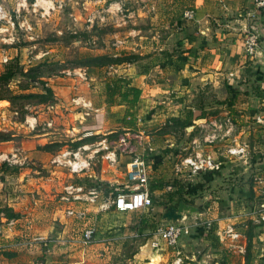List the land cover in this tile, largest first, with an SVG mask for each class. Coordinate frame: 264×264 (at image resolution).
<instances>
[{
    "label": "crops",
    "instance_id": "0c3cea01",
    "mask_svg": "<svg viewBox=\"0 0 264 264\" xmlns=\"http://www.w3.org/2000/svg\"><path fill=\"white\" fill-rule=\"evenodd\" d=\"M133 5L136 9L131 10L130 14L128 12V16L133 15L137 24H140L142 18H139L141 16L136 14V10H139V14L143 11L147 30L150 31L148 34H140V27H132L130 31L133 35L130 43L136 45L131 49L135 50L137 45L145 49L142 54L144 64L138 62V59L115 63L109 67L111 70L106 72L108 76L101 77L102 79L86 67L78 68L74 73H70L75 76L63 77L60 82L49 85L53 100L48 104L52 107L46 105L44 109H39L30 116L26 115L19 121L12 119L17 112L12 111L8 101L0 99V103H6L0 105V132L9 133L3 134L0 139V153L9 154L16 151L19 159L17 164L0 163V168L7 169L4 180L0 179V202L6 203L17 216L9 220L2 217L7 221L5 227H0L2 243L7 241L10 235H16L19 239L35 235L34 238L39 240L35 245L38 248L45 246L50 250L55 247L56 242L45 236L54 228L51 226V220L58 219L61 223L66 220L74 221L65 215V210L72 204H81L62 200L65 195L63 188L70 175L65 172L64 167L52 162V159L64 150L68 142L83 140L82 144L89 145L95 137L114 138L118 130L124 131V134L119 135L124 137L134 130V123L131 125L123 121L125 112L121 111L126 107L125 103L119 102L117 96L113 97V102H109L106 94V84L115 77H122L123 74L130 82L126 83L140 90L138 110L143 106L152 109L149 110L150 116L149 112L144 114L148 122L153 121L151 117L155 115L160 123L168 122L171 118L182 117L186 109L192 110L194 118L201 113L206 115L203 120L184 128L187 129L227 112L234 125L233 133L227 142L231 146L235 144L247 147L244 160L224 152L218 157L221 161L220 171L200 173L188 181L178 179L174 167L171 168V173L174 171L176 180L170 179V171L161 168L157 159L155 169H158L159 173L155 180L150 177L147 184L151 198L161 195L167 186L171 190L177 181L182 189L177 193L162 195L164 203L170 195L176 203L184 201L192 204L195 200H203L207 194L205 192L209 189L212 191V187L222 184L223 177H226L230 169L233 173L241 172L254 180L252 184L251 180L245 185L243 180L232 183L231 188L237 186L236 193L238 191L237 197L240 198H234L235 189L234 192L233 189L230 191L228 199L223 202L229 206L225 208L229 214L219 216L214 213L213 229L207 232L208 234L200 230L195 232V227L192 226L190 234L186 236L189 241L185 242L181 237L175 247L163 245L159 249H153L146 241L138 247L139 252H145L146 255L143 254L142 257L146 258H135L132 262L128 261V264H161L166 261L174 264L178 253L183 259L182 264H198L200 260L195 259V252L204 250V247L206 252L208 251L207 264H212L213 259L220 257V252L224 255L225 251L229 252L218 237L220 227L227 221L232 222L238 229L242 228L244 233L252 230L256 237L261 239L264 236L262 227L256 224L257 213L249 210L234 211L237 208L234 206L237 200H264V143L252 125L253 115L259 111L264 112V8L257 9L253 0H135ZM114 6L115 3L110 4L111 8ZM188 9L195 12L194 18L190 20L183 16ZM161 30L163 32H159ZM248 34L257 36L256 50L251 56L245 53L243 45L244 37ZM5 52V49L2 50V54ZM82 72L85 76H78ZM233 77L239 80L236 86ZM221 79H226L222 84L225 96L219 99V102L223 104V101L227 100L228 107L221 106L213 111L201 105L195 107L193 91L197 88H217ZM48 80L51 81L50 78ZM76 95L89 100L91 108L84 109L73 105L71 98ZM210 102L212 106V101ZM156 108L157 111H154ZM144 116L140 112L135 113L136 119L133 121H136L137 126L142 124ZM34 118L36 123L32 127L30 123ZM125 119L129 121L130 116ZM5 122L16 125V128L8 126ZM48 122H51V125L48 126ZM2 123L5 124L3 128ZM139 133L137 136L145 138L148 149L152 151L149 153L150 161L155 156L153 151L158 136L141 134L140 130ZM69 134L75 136L70 139ZM164 136L169 137V134ZM99 149H95L93 153H97ZM129 162H126V165ZM80 177L86 185L100 181L106 183L108 188H113L112 190H120L127 182L118 167L117 159L107 166L102 160L99 169H88ZM98 188L105 195L111 191ZM163 207L166 210L171 208L167 205ZM165 209L160 213L163 214ZM89 210V223L94 225L96 217L102 212L97 211L94 206ZM81 230L71 229L70 234L73 236L68 238L70 244L79 246ZM5 231L8 232L7 235L3 234ZM249 240L250 238H247L246 243ZM2 246L3 244H0V247ZM197 246L202 248L197 249ZM221 262L226 261L222 259ZM0 264L8 263L0 260Z\"/></svg>",
    "mask_w": 264,
    "mask_h": 264
},
{
    "label": "rangeland",
    "instance_id": "374dc122",
    "mask_svg": "<svg viewBox=\"0 0 264 264\" xmlns=\"http://www.w3.org/2000/svg\"><path fill=\"white\" fill-rule=\"evenodd\" d=\"M20 1L22 5L18 10L15 4ZM114 3L116 6L111 8L110 4ZM134 3L135 0H0V5L7 12V17L11 16L17 26L15 29H11L5 19H0V28L3 27L0 30V74H3L9 65L14 66L16 64L13 68L16 71L15 75L8 79L7 83H0V99L7 100L12 111L17 112L12 119L19 121L26 115L30 116L37 113L39 109H44L46 105L49 107L48 103L53 100V94L51 99L47 100V103L40 102L43 99L41 95L35 97H25V95L29 93L40 94L43 92L42 88H50L51 83L60 82L63 77H73L74 74H66L67 71L86 67L88 71L95 72L101 78L108 76L106 72L111 70L109 67L114 65L115 59H129L130 61L138 59V62L144 64L145 59L142 54L145 49L141 45H137L135 50L131 49L136 45L130 43V39L133 37L130 31L132 27H140L142 29L139 31L140 34H148L150 31L147 30V21L144 19L143 11L139 14V10H136V14L141 16L139 18H142L140 24H137L133 15L128 16L131 10L136 9L137 4L135 6ZM15 10L19 12L18 15ZM24 21L27 22V24L24 23L26 29H24L25 27L19 28L18 23ZM159 32H163V30ZM4 49L7 53L2 54ZM95 56H104V58L95 59ZM4 57L7 58L6 61H4ZM118 78L130 83L129 80H126L127 77L124 74ZM233 79L236 81L234 86L239 84L236 77H233ZM223 82H226V79H221L217 88H197L194 90L192 95L194 106L201 105L207 110L212 109V111L218 110L217 108L221 106H223L222 108L224 106L228 107L227 100L223 101V104L219 102V99L225 96ZM254 92H256L255 89ZM210 100L212 106H210ZM0 105H6V103L2 102ZM157 109L154 111H157ZM126 110L127 105L124 110L120 111L126 112ZM149 110L152 109L143 106L138 110L137 107L135 113L140 112L144 116ZM148 115L150 116L151 113L149 112ZM156 116L151 117L153 121L149 122L144 116L143 118L146 121L142 118V124L138 126L135 121L134 130L129 131V135H125L122 141H119V135L124 134L123 130H118L114 138L113 136L93 138L90 146L86 149H80L81 155L84 157L91 156L90 163L93 171H96V168L99 169L101 166L102 160H104L105 166L110 163L103 156L108 151L113 150L118 167L121 168L122 175L126 179V162L138 158L145 161L149 178L155 180L159 173V170L155 169V161L158 159L161 168H164L167 172L170 171V179H174V171L171 173V168L186 153L184 147L188 145L191 137L199 132V127L196 125L195 127L183 129L173 121L160 123ZM7 125L16 128L14 124L7 123ZM4 126L5 124L2 123L1 127ZM20 130L23 131L22 128ZM139 130L142 131L141 134H148L149 136L157 134L158 136L153 151L155 156L150 161L148 160L149 153L152 151L148 149L149 145L146 139L137 136V134H140ZM2 132H0V139L3 134H9ZM166 134H169V137L164 136ZM76 143H78L77 147L83 145L80 140L74 143L68 142L65 145L66 148L77 149L74 146ZM97 148H100L98 152L93 153ZM6 170L4 167L0 168V179L4 180ZM237 174L238 172L233 173V170L230 169L226 177H223L220 186L212 187V191L209 189L205 192L207 194L203 200L198 199L191 204L198 208V213L188 214L186 215L187 218L191 221L196 217L199 221L200 218H214V213L219 216L229 214L225 210L229 206H226L223 202L228 199L230 191L233 189L234 192L235 189L234 198H240L237 197L238 191L236 193L235 188L237 186L231 188L232 183H235L236 180H243L245 185L251 180V184L254 181L253 177L250 179V177H246V174L241 172ZM172 187L171 190L162 191L160 197L153 196L151 208L132 212H118L110 207L100 213L94 223L96 229L95 240L88 247L83 248L80 244L79 246L70 244L68 238L73 236L70 234L71 229H82L90 224L89 216L83 221L66 220L62 223L58 219H52L51 226L54 228L51 231H53H49L45 236L56 241L54 248H50V250L45 246L38 248L35 242L39 240L34 238L35 235H30L25 239L10 235L6 239L7 241L3 243L0 241V244H3L0 247V260H5L8 264H37L38 262L41 264H56L54 261L61 262V264H128V261L132 262L135 258L143 260V258H146L142 257L145 252H139L138 247L147 241V237L144 234L139 237L131 236L130 232L137 230L141 225L151 227L150 225L159 222L162 218L160 212L165 209L164 204L176 206V200L171 198V195L167 202L162 201L164 199L162 195H169L172 192L177 193L182 189L177 181ZM124 190V187H121L116 192ZM251 201L237 200L234 203V206L237 207L234 211L264 212L263 199ZM15 214L13 209L6 203L0 202V227H5L6 219L16 218ZM2 217L6 219H2ZM142 219H145L146 222L140 225ZM47 222L49 221H45V223ZM256 222V224L262 226L258 219ZM194 227L193 231L200 230L203 232L201 227ZM6 231L3 232L4 235L8 234ZM190 232L189 230L188 234H183L181 239H184L185 242L189 241L186 236ZM242 232L244 238L240 242L245 245V252L238 253L229 250V252H224L226 255L220 252V257L215 258L217 261L213 259L212 264H264V236L260 239L256 237L252 230L249 233H244L243 230ZM250 234L251 236H248ZM247 238H250L248 243H246ZM200 247L197 246V249H200ZM205 249L204 247V250L200 249L197 253L195 252V259L200 260L203 255H207L208 251L206 252ZM206 257L208 259V255ZM222 259L226 262L222 263ZM186 262H189V260H186ZM161 264H170V261Z\"/></svg>",
    "mask_w": 264,
    "mask_h": 264
},
{
    "label": "built area",
    "instance_id": "2783aa9c",
    "mask_svg": "<svg viewBox=\"0 0 264 264\" xmlns=\"http://www.w3.org/2000/svg\"><path fill=\"white\" fill-rule=\"evenodd\" d=\"M257 9L264 8V0H253ZM22 2L15 4L16 9L19 10ZM16 11V10H15ZM17 12V11H16ZM19 12H17V15ZM195 12L193 9H188L183 13L184 18L190 20L194 18ZM0 19H5L11 29H15L16 24L13 18L7 17V12L0 5ZM24 23L19 22V28H24ZM3 27L0 28L2 30ZM26 29V27L24 28ZM243 45L247 55H254L257 46V36L255 34H248L244 37ZM7 58L4 57V61ZM75 70L67 71V74L74 73ZM80 77L85 76L84 73L78 74ZM71 102L80 108H91L89 100L83 96L76 95L71 98ZM52 107L51 104H48ZM36 120L30 123L32 127ZM47 125H51L48 122ZM252 125L259 133L260 140L264 143V112L259 111L253 115ZM199 132L191 139L190 144L186 148V153L179 158L174 165V171L178 179H185L186 181L194 178L200 173L209 171H220L221 161L218 157L224 152L235 158L244 160L246 155V145H230L227 141L233 133V122L229 113H221L219 116L212 117L207 121L198 124ZM74 134H69L70 139ZM124 140L121 135L119 141ZM74 143V142H71ZM91 144H83L77 149L64 148L58 155H56L52 162L65 168L70 176L69 181L64 186L65 195L62 200L68 203L79 202L81 205L72 204L65 210V215L71 219L83 221L88 217L89 208L94 206L97 211H105L110 207L118 212H132L151 208L153 202L148 190V172L146 163L143 159H133L126 165L127 182L125 183L124 191L116 192L117 189L109 191L106 195L96 185H86L84 180L80 177L86 170L91 169V156H82L80 149H86ZM98 152V151H97ZM16 151L5 154L0 153V163L7 162L9 164L19 163ZM105 159L109 160V164L115 161V152L108 151ZM170 188L167 186V189ZM193 218L189 220L187 216L180 219L163 221L162 219L155 224L151 229L134 230L130 232L131 236L139 237L142 234L146 235L149 246L153 249H159L162 245L175 247L183 234H188L192 226H199L204 233L210 232L213 229L214 219L208 218ZM257 219L262 224L264 231V212L257 213ZM96 229L94 225L88 224L81 230L79 244L85 248L91 245L95 240ZM218 237L222 240L224 247L227 250H232L238 253L245 252V245L240 242L244 238L242 230L238 229L232 222H225L219 229ZM183 259L179 255L174 259V264H182ZM198 264H201L200 262Z\"/></svg>",
    "mask_w": 264,
    "mask_h": 264
},
{
    "label": "trees",
    "instance_id": "16d2710c",
    "mask_svg": "<svg viewBox=\"0 0 264 264\" xmlns=\"http://www.w3.org/2000/svg\"><path fill=\"white\" fill-rule=\"evenodd\" d=\"M94 58L95 59H102V58H104V56H95ZM123 61H130V60L129 59H125V60L115 59L114 60L115 63H119V62H123ZM14 66L9 65L6 69V71L3 74H0V83H2V84L7 83L8 79H10L11 77H13L15 75L16 71L13 70ZM42 89H43V92H41L40 94L29 93V94H26L25 97H35L36 95H41V98H43V99L40 102L47 103V100L51 99V97H52V91L48 87H44ZM106 94L108 96L109 102H113V97L117 96V97H119V102L125 103L127 105V110L125 112L123 121L132 125L134 123L133 120L136 119L135 118V111L138 107L137 104H138V100H139V96H140L139 88L129 85L128 83L125 82V80H123L121 78L115 77V78L111 79L110 83L106 84ZM8 100L10 101L9 98H8ZM127 116H130L129 121L125 119V117H127ZM205 116L206 115L204 113H201L200 115H198L197 117L194 118L192 110L186 109L184 111V114L182 117L171 118L169 121H173V122L178 123V125L184 129L186 127L193 125L194 123H197V122L203 120L205 118ZM81 142L83 143V140H80V143ZM77 144L78 143H76L74 146L77 147L78 146ZM94 184L97 187H101L103 190H106V191L113 189V188H111V189L108 188L107 185L103 184L100 181H95ZM164 205L166 206V204H164ZM168 207L174 208L175 205L170 204ZM10 215H13V214H10ZM145 222H146L145 219L140 220V225H141V223L145 224ZM155 224L156 223L150 225L151 227L141 225V227L137 228V230L143 231V230L151 229L155 226Z\"/></svg>",
    "mask_w": 264,
    "mask_h": 264
},
{
    "label": "water",
    "instance_id": "95a60500",
    "mask_svg": "<svg viewBox=\"0 0 264 264\" xmlns=\"http://www.w3.org/2000/svg\"><path fill=\"white\" fill-rule=\"evenodd\" d=\"M198 213V208L188 204L184 201L177 202L176 206L174 208H169L168 210L165 209L164 213L162 214V220L163 221H169V220H176L180 219L185 215H193ZM207 255H203L200 259L201 264H207Z\"/></svg>",
    "mask_w": 264,
    "mask_h": 264
}]
</instances>
